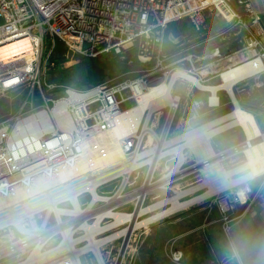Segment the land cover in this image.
Masks as SVG:
<instances>
[{"label": "built area", "instance_id": "2783aa9c", "mask_svg": "<svg viewBox=\"0 0 264 264\" xmlns=\"http://www.w3.org/2000/svg\"><path fill=\"white\" fill-rule=\"evenodd\" d=\"M208 11L244 32V42L252 48L246 57L262 62L251 78L256 88H264V25L250 0H0V48L24 38L31 46L29 55L10 60L0 57V99L12 102L22 98L15 110L5 111L8 117L0 113V237L13 238L14 230L26 235L14 226L18 221L40 219L47 225L59 218L66 225H74L75 238L86 245L83 224L94 223L100 216L99 224L106 228L114 222L111 212L125 213L122 208L130 206L128 214H134L139 203L143 207L154 197L157 191L152 186L162 158L157 147L165 130L157 129L160 116L146 111L140 128L120 137L122 158L109 161L107 155L116 147L117 138H112L116 119L127 109L122 105L130 98L136 103L131 83L146 86L159 79L153 75L144 78L151 69L163 67L176 57L177 63H191L189 68L179 69L196 75L192 58L200 57L178 49L165 53L164 42L168 39L178 48L180 41L167 29L185 19L193 32L203 35ZM56 41L64 47V56L72 52L82 58L113 55L124 59L125 51L135 48L143 66L129 72L143 74L134 80L125 77L84 89L51 81L47 74L55 65L51 56ZM237 52L229 57L234 58ZM207 57L218 58L221 67L227 58H221L218 47L201 58ZM205 67L196 76L203 83L210 65ZM177 80L187 81L183 75ZM126 90L131 91V97L124 95ZM172 99L177 109L181 97L177 94ZM153 122L157 124L154 129H144ZM149 132L157 139L152 140L153 149L146 151ZM169 132L166 129L164 139ZM258 178L256 186L250 185L252 180L236 184L218 192L214 199L225 239L255 204L264 202V174ZM41 179L47 181L46 187L32 196L23 194ZM55 209L69 214L57 218ZM124 227H130L129 220L114 229ZM103 235L107 233L100 237ZM181 257L178 251L171 253L175 263H180Z\"/></svg>", "mask_w": 264, "mask_h": 264}, {"label": "rangeland", "instance_id": "374dc122", "mask_svg": "<svg viewBox=\"0 0 264 264\" xmlns=\"http://www.w3.org/2000/svg\"><path fill=\"white\" fill-rule=\"evenodd\" d=\"M234 8L236 10L239 9L237 5H234ZM206 18L207 20L205 22V29L203 35H198L195 32H193L191 25L189 26V30L186 33L178 32L182 23L187 22L186 19L179 21L177 23L170 24L169 28L167 29V32L173 35L174 37H176L178 41H180L177 48L178 50H181L183 53H187V54L191 53L200 57L196 59L192 58L193 65L197 69L195 76L199 77L200 73L198 72H201L202 70L206 69L205 65H210V67L207 70L209 72V75L204 79V83L207 85H214L220 82L219 71L221 66H219V60L216 57H212V58L207 57L205 59L201 57L209 55L210 52L216 47H218L220 50L221 58L227 57L226 59H229L230 58L229 56H231L234 52L239 51L242 53H246L247 51L252 50V48L245 44L244 32H240L233 25V23L227 22L224 18H222V16H216L212 11L207 12ZM222 21H226L227 24H222ZM209 23L215 28L212 29ZM64 37L68 41H71V37L69 35L65 34ZM61 47H63L62 44L59 41H56L55 51H57ZM65 56L70 57V59H72L76 57L77 54H74L72 52L69 53L66 52ZM177 59L178 58L176 57L171 58L170 61L168 60L165 62L166 65H164L163 67L151 69V71L147 75H144V78L147 77L149 78V76L151 75H153L155 78H160L162 75L169 76L171 75V73H173L175 70L179 68L187 69L190 67L191 65L190 62L182 61L177 63L176 62ZM127 74L118 76V80L116 81H119L125 77H129L128 79L134 80L137 77H140L143 73L129 72ZM111 81L114 80H109L106 82L110 83ZM234 90H236V94L239 100L241 101L239 102V100L237 99L234 93V96L238 101L239 105L244 109L251 111L253 114L254 113L256 114L257 112L256 107L258 108L260 105V101L264 100V88H256L254 86V79L250 77L234 85L233 92ZM177 94L180 95L181 99L178 108L175 111L174 114L175 117L173 118L172 120L173 123H171V126L169 128L170 133L166 141L169 140L168 141L169 143L172 141L171 140L173 137V135L171 134L172 129H180L179 135H181L184 142L186 141V143L191 145L192 147L181 149V154H183L182 157L184 158L178 168L180 170V173L178 174H173V171L175 170L178 164L179 158H175L174 160L167 161L170 158V154L168 151L171 149L172 146L168 147L169 146L168 143L165 146H161L159 148V150L161 151L162 158L159 161L158 170L155 175V184L152 186V188L156 186L158 192H155L153 194L155 198L150 197L149 199H147L145 206L149 204L159 203L160 201L166 199L168 196L172 195V192L188 190L194 186H197L204 180L203 174L199 171L200 165L197 166V169L195 170H192L190 167L195 163H197L198 159L202 156V154L206 152V150L204 151V149H206V145L203 144L201 141L197 142L196 140L187 142L184 135H187L189 133L190 128L192 130L196 129L197 127L208 122L209 120L218 117L219 114L222 111H225V109H228L230 105L232 106L231 99L227 94V92L221 90L218 92V97L220 100L219 106L210 107L208 103V98L211 93L208 91L199 90L197 87H195L188 81L181 82L180 80H177L172 91V96ZM10 95L13 96L14 93H10ZM124 95L126 97H131L132 93L130 90H126ZM21 100L22 98H16L12 102H10L8 99H2V100L0 99V113L8 117L10 114H8L5 111H8L10 108L12 110H15L20 104ZM131 104L135 105V101L133 98H130L126 104L122 105V107L125 108ZM158 112H159L158 110L155 111V114H157ZM168 112H169L168 107L161 110L162 114L160 115V122L157 129L159 130L164 129L163 126L167 119ZM152 121H153V116L150 122ZM257 121L259 122L260 126H264V119L261 120L260 118L257 117ZM243 140H244V135L242 130L239 127H235L233 129H229L225 132H222L217 136H215L214 138H212L211 145L213 147V150L219 154L220 151L229 148L234 144H239ZM175 151L178 154V150ZM225 154H226L225 158L222 157L224 154L221 155V159H222L221 165L222 167L228 170L235 169L244 161L243 155L241 153L239 154L232 153L231 148L227 150ZM238 174L240 176H243L247 174V172H241ZM259 179L260 178L258 177L253 179L249 178L247 179V181L252 180L249 182L250 185L256 186L259 182ZM161 186L168 187L172 191L162 190L160 189ZM228 187H231V185H229ZM206 190H207L206 188H203L200 191H198L196 194L203 193ZM221 190L219 191L217 190L210 196L202 200H199L198 202L193 203L192 205L182 210L169 213L166 215V217L164 216L162 218L157 219L148 226V230H146V228L143 227L135 230L131 229L130 232L131 237L129 241L130 247L127 248L125 251L122 264H158V263L166 264L168 258L165 254H160L159 252L152 253L149 255L146 254L147 244L146 242L142 241L144 239L145 232L152 233L153 236L154 230L151 231L149 229V227H151L152 225L174 221L176 220V218L185 215L189 213L191 210H194L202 206H205L208 209L211 208V212H216L218 214L216 206L213 204V201L216 198L218 192H220ZM189 198H191V195H185L184 197L181 198V200L184 201ZM167 207L169 208L170 205L169 204L162 205L161 208L153 212L152 215L160 211L166 210ZM122 209H124V211L129 212L131 210V207L125 206ZM147 216L150 217L149 215ZM144 217L145 216L141 217L139 221L143 220ZM243 220L240 222L241 224L239 223L240 225L246 224V221ZM30 222H27L29 226L28 228L32 229L31 228L32 224H30ZM36 222L39 224V226H41L44 223V221L40 219H37ZM55 225H57V222L51 219L48 222L47 227L50 228ZM236 225H234V227ZM54 230L51 229L46 234L48 235L49 232H53ZM14 233L15 234L13 238L9 236L0 237V256H1L0 264H18L19 262L26 261L33 255L36 249L34 245L35 243H29L30 245H28V243L26 242L27 239L26 235H20L15 230ZM157 233H158L157 236L160 238H168L169 236L168 231L162 232L160 230ZM43 240L47 241V243L45 244V249L42 252L45 254L59 247L63 241V237L62 234L56 232L55 234H52L51 236H48L46 239ZM15 242L16 244L20 245V247H17V249H15L16 247H14L16 245ZM122 242L123 239H118L113 241L112 243L107 244L106 246H103L102 252L107 264L115 263V258L118 255ZM82 247H84V244L77 245V249H81ZM80 258L83 264H97L96 259L92 255V253L84 254Z\"/></svg>", "mask_w": 264, "mask_h": 264}, {"label": "bare ground", "instance_id": "6f19581e", "mask_svg": "<svg viewBox=\"0 0 264 264\" xmlns=\"http://www.w3.org/2000/svg\"><path fill=\"white\" fill-rule=\"evenodd\" d=\"M30 53L31 46L27 38L12 42L0 48V57L4 60H10L18 55H29ZM250 54L251 50L247 51L246 53L237 52L234 58H225L226 60L225 62L223 61L222 67L219 71L220 82L214 85H207L199 81L196 76L189 75L181 69H177L169 76H161L159 79L150 82L146 86L141 85L140 82L131 83L130 86L135 93L136 103L135 105H132L131 107L123 110L122 114L119 115L116 119L117 126L115 127L112 135V138H117L114 140V144L116 145V147L108 153L107 160L109 161H115L122 158L123 154L120 148H118L120 137L126 134L131 129H139L142 124L143 115L146 111L154 112L158 110L159 112L156 115L160 116L162 114L161 110L168 107L169 112L165 121V130L163 136L159 140L157 152L159 151V148L161 146H165L169 143V140L166 141V139H164V135L166 133V129H169L171 123H173L172 120L175 117V110H177V104L172 99L171 94L174 88L173 85L177 80L178 75L185 76V79L192 85L197 87L199 90L210 92L211 94L208 98L210 107L219 106V91L224 90L225 92H227L232 102V109L229 112L211 119L208 122L197 127L193 130L192 135H184L187 142L196 140L197 142L201 141L206 145V149H204V151L206 150V152H204L197 161V163L200 165L199 171L203 174L204 177V180L200 184L185 191H174L172 192V195L168 196L166 199L160 201L159 203L149 204L143 207H139V203L134 214H128V212H111L110 215L114 218V222L106 228H103L102 225L99 224V220L101 217L97 216L98 219L94 223H85L81 226V229L86 232L85 238L88 241V243L81 249H77V245H80L79 243H81L82 240L75 238V226H71V224L66 225L62 220L58 218L62 214H69L66 211H62L59 209L54 210V213L58 218V222L57 225L50 228L47 227L46 222H44L41 227L37 222L31 220L32 222H30V224H32V229H29V226L26 222L18 221L14 224L17 231L26 234V242L28 243V245H30L29 243H35L34 245L36 247L33 255L28 260L19 262L18 264H83L80 257L88 253H92V255L96 259L97 264H107L102 252L103 246H106L107 244L112 243L117 239L128 240L129 238L127 242V248H129L131 229L135 230L143 227L148 230V225L156 221L157 219L164 216L166 217V215L169 213L182 210L192 205L193 203H196L199 200L210 196L217 190L219 191L225 188L220 187L219 185L217 186L216 183L211 182L207 178L206 172L209 166L222 167L221 155L213 150L211 139L229 129L239 127L244 135V140L239 143L237 147L231 148L232 153H241L244 157V161L232 170H238V173L247 172V174L243 175L244 177H247L246 179H243L242 181L237 183H232L230 185L234 186L236 184H241L242 182L247 181V179L249 178L253 179L264 174V132L260 130L254 114L239 105L233 92L234 85H236L240 81L250 78L262 67V62L258 58L245 57ZM156 125L157 124L155 122L152 125L147 124L144 126V129H154ZM153 139L157 138L156 136H154V134L149 132V136L146 141V151H151L153 149L151 146ZM181 149V147L178 149L177 155L179 161L175 170L173 171V174L180 173V170L178 168L184 158L182 157L183 154H181ZM225 155L226 154L224 153L222 157L225 158ZM156 188L157 187L155 186L153 189L158 192ZM203 188H206L207 190L203 193L196 194ZM160 189L172 191L170 188L165 186H161ZM185 195H191V198L182 201L181 198ZM166 204H169L170 207H167L166 210L152 215L153 212L161 208L162 205ZM147 215L152 216L148 217ZM143 216H145L143 220L139 221ZM127 220L130 221V227H124L116 230L114 229L117 225L124 223ZM51 229L56 230H54L53 232H49L47 235L46 233ZM56 232L62 234V243L59 247L49 251L48 253H42L45 249L46 244L44 242L45 240L43 239H46L48 236H51ZM101 233H107V235L105 237L104 235L100 237ZM14 247H16L15 249H17V247H20V245L16 244ZM123 258L124 255L122 257V260ZM122 260L120 264H122Z\"/></svg>", "mask_w": 264, "mask_h": 264}, {"label": "crops", "instance_id": "0c3cea01", "mask_svg": "<svg viewBox=\"0 0 264 264\" xmlns=\"http://www.w3.org/2000/svg\"><path fill=\"white\" fill-rule=\"evenodd\" d=\"M250 4L253 10L261 15L262 25H264V0H250ZM256 109L257 112L254 113L256 121L257 117L261 120L264 119V100L260 101V105ZM257 123L260 130L264 129V126H260L258 121ZM261 131L264 132V130ZM179 133L180 129H172L171 131L173 137L168 147H172L168 151L170 158L167 161L178 158L175 150L180 147L182 149L192 147L183 141ZM217 219L218 214L216 212H211V208L202 206L176 218L174 221L152 225L149 229L154 230V235L145 232L142 240L147 244L146 254L157 252L165 254L168 258L166 264H223L222 242L225 241V238L221 233ZM243 221H246L244 225H251L256 228L264 227V202L259 201L255 204ZM160 230L162 232L168 231V238L158 237L157 232ZM175 251L182 255L180 263H175L171 259V253Z\"/></svg>", "mask_w": 264, "mask_h": 264}, {"label": "trees", "instance_id": "16d2710c", "mask_svg": "<svg viewBox=\"0 0 264 264\" xmlns=\"http://www.w3.org/2000/svg\"><path fill=\"white\" fill-rule=\"evenodd\" d=\"M222 24L227 23L226 21H222ZM190 25L189 20H187L186 23H182L178 32L186 33L189 30ZM209 25L212 29L215 28L210 23ZM176 50V45L170 40L165 39V53H174ZM63 53V47L57 51L54 50L51 59L54 61L55 65L49 69L47 77L51 81H56L77 89H84L109 80L116 81L118 80V76L129 71L138 70L143 66L137 59L135 48L126 50V57L124 59H120L118 56L113 55L98 56L96 58H82L76 56L70 59V57L64 56ZM234 93L239 100L236 90H234ZM239 102L241 101L239 100ZM132 105L133 104L129 105L127 108ZM231 109L232 106L230 105L228 109L222 111L219 116L229 112Z\"/></svg>", "mask_w": 264, "mask_h": 264}, {"label": "clouds", "instance_id": "9594fccd", "mask_svg": "<svg viewBox=\"0 0 264 264\" xmlns=\"http://www.w3.org/2000/svg\"><path fill=\"white\" fill-rule=\"evenodd\" d=\"M192 132L190 128L188 134L192 135ZM206 175L211 182L220 187H228L247 178L240 176L238 170L217 166H209ZM46 186L47 181L41 179L35 185L28 186L23 194L35 195ZM222 258L223 264H264V227L238 224L230 229L227 239L222 242Z\"/></svg>", "mask_w": 264, "mask_h": 264}, {"label": "water", "instance_id": "95a60500", "mask_svg": "<svg viewBox=\"0 0 264 264\" xmlns=\"http://www.w3.org/2000/svg\"><path fill=\"white\" fill-rule=\"evenodd\" d=\"M226 151H227V150H225V151H223L222 153H219V154L222 155V154H224ZM197 166H199V164H198V163H195V164L192 165L190 168H191L192 170H195V169H197ZM128 240H129V238H128ZM128 240H127V239H124V241L122 242V245H121V247H120V250H119V252H118V255H117V258H116V261H115L114 264H120V263H121L122 257H123V255H124V253H125V251H126V248H127V242H128Z\"/></svg>", "mask_w": 264, "mask_h": 264}, {"label": "snow or ice", "instance_id": "6c2138e0", "mask_svg": "<svg viewBox=\"0 0 264 264\" xmlns=\"http://www.w3.org/2000/svg\"><path fill=\"white\" fill-rule=\"evenodd\" d=\"M13 47H15V46H13ZM5 51H7V50H5Z\"/></svg>", "mask_w": 264, "mask_h": 264}]
</instances>
